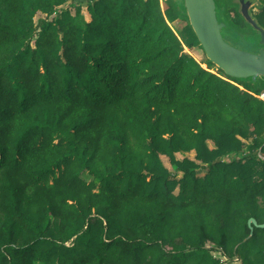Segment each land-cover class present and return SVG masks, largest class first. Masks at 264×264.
Here are the masks:
<instances>
[{"label":"trees","instance_id":"1","mask_svg":"<svg viewBox=\"0 0 264 264\" xmlns=\"http://www.w3.org/2000/svg\"><path fill=\"white\" fill-rule=\"evenodd\" d=\"M66 1L0 0V264H264L259 83L180 0Z\"/></svg>","mask_w":264,"mask_h":264},{"label":"water","instance_id":"2","mask_svg":"<svg viewBox=\"0 0 264 264\" xmlns=\"http://www.w3.org/2000/svg\"><path fill=\"white\" fill-rule=\"evenodd\" d=\"M198 43L209 62L226 76L238 80H250L257 85L264 78V28L254 19L249 8L256 0H238L240 14L257 32L259 49L249 52L229 44L225 37L240 41L241 35L226 20L224 12L215 0H180ZM252 221L255 225L256 222ZM264 227V223L258 225Z\"/></svg>","mask_w":264,"mask_h":264},{"label":"rangeland","instance_id":"3","mask_svg":"<svg viewBox=\"0 0 264 264\" xmlns=\"http://www.w3.org/2000/svg\"><path fill=\"white\" fill-rule=\"evenodd\" d=\"M90 0H67L60 8L59 10L63 9V8H67L72 15H74L76 17V20L80 23L83 24L84 22H87L90 20V15L88 13V8H87V3ZM95 1V0H92ZM217 5L220 6V8H222L225 13L224 16L226 18L227 21H229L232 25V27L239 33V35H241L240 41H236L230 37H225V40L239 48V49H243L249 52H257L259 49V45H257L255 37L258 35V32L248 23L245 21V19L242 17V15L240 14V5L238 3V0H215ZM161 4L163 9H165L167 7V2L166 0H161ZM260 5V0H256L252 6L249 8V12L251 14V16L254 18V14L256 13V11L258 10V7ZM45 15L42 13H37L34 21L35 23H37L40 19L44 18ZM186 21H188L187 16L185 17ZM255 19V18H254ZM174 27H181V23L180 21H176L174 23ZM191 54L198 60V61H202V60H207L204 51L201 49H194L191 51ZM214 65V64H213ZM215 66V65H214ZM216 67V66H215ZM259 84H258V88L261 92H264V78H259L258 79ZM241 140L247 144L250 140H245L242 139ZM174 156L176 159L181 160L184 156L189 157V158H193L194 154L193 152H184V151H175ZM161 160L164 164V166L171 172L172 176H175L176 179L180 178L181 174L179 172H177L175 170V166L173 164H171L168 160L167 156H161ZM205 172V170H199L198 174H203ZM175 193L178 192V187L175 188L174 190ZM215 257H217V259L222 263H225L226 261L219 256L218 253L214 252L213 254ZM231 264H240L239 262H233Z\"/></svg>","mask_w":264,"mask_h":264},{"label":"built area","instance_id":"4","mask_svg":"<svg viewBox=\"0 0 264 264\" xmlns=\"http://www.w3.org/2000/svg\"><path fill=\"white\" fill-rule=\"evenodd\" d=\"M253 96L264 101V92H260L259 94H253Z\"/></svg>","mask_w":264,"mask_h":264}]
</instances>
